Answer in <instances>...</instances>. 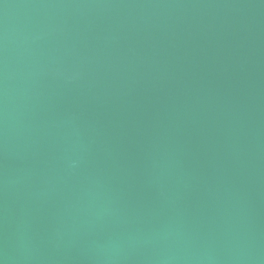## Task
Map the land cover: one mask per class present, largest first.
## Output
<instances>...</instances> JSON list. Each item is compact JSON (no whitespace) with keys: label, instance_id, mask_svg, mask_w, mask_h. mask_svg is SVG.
Masks as SVG:
<instances>
[{"label":"water","instance_id":"obj_1","mask_svg":"<svg viewBox=\"0 0 264 264\" xmlns=\"http://www.w3.org/2000/svg\"><path fill=\"white\" fill-rule=\"evenodd\" d=\"M0 264H264V0H0Z\"/></svg>","mask_w":264,"mask_h":264}]
</instances>
